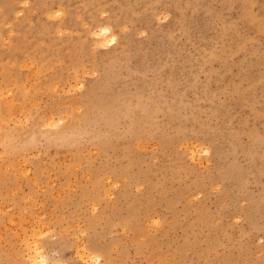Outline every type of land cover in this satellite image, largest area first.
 <instances>
[{
  "label": "rangeland",
  "instance_id": "374dc122",
  "mask_svg": "<svg viewBox=\"0 0 264 264\" xmlns=\"http://www.w3.org/2000/svg\"><path fill=\"white\" fill-rule=\"evenodd\" d=\"M0 264H264V0H0Z\"/></svg>",
  "mask_w": 264,
  "mask_h": 264
},
{
  "label": "bare ground",
  "instance_id": "6f19581e",
  "mask_svg": "<svg viewBox=\"0 0 264 264\" xmlns=\"http://www.w3.org/2000/svg\"><path fill=\"white\" fill-rule=\"evenodd\" d=\"M97 29H99V31H100V32L98 31L99 32V35H98V33H97V35L100 36V37H102L104 39V41H107V42H105V43H107L105 45H109L110 46V45H114L117 42L118 36L113 32L111 26H109V25H102L101 27H98ZM37 254H39V255L41 254L40 251H39V248H37V252H36V255H35V258L34 259H37ZM42 257L44 258V256H42ZM42 263H44V262H42Z\"/></svg>",
  "mask_w": 264,
  "mask_h": 264
}]
</instances>
